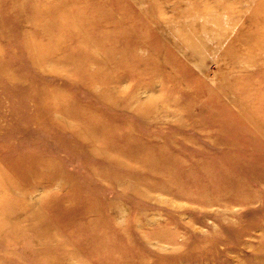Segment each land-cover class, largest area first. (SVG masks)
Masks as SVG:
<instances>
[{"label":"rangeland","instance_id":"rangeland-1","mask_svg":"<svg viewBox=\"0 0 264 264\" xmlns=\"http://www.w3.org/2000/svg\"><path fill=\"white\" fill-rule=\"evenodd\" d=\"M263 261L264 0H0V264Z\"/></svg>","mask_w":264,"mask_h":264},{"label":"bare ground","instance_id":"bare-ground-1","mask_svg":"<svg viewBox=\"0 0 264 264\" xmlns=\"http://www.w3.org/2000/svg\"><path fill=\"white\" fill-rule=\"evenodd\" d=\"M215 23V22H214ZM191 25H195V20L187 22V30L188 31H191L192 28ZM193 27V26H192ZM183 32V31H182ZM110 78V77H109ZM116 78V77H115ZM111 79V78H110ZM116 80V79H115ZM114 80V81H115ZM111 82V80H110ZM113 83V82H112ZM122 98V97H121ZM120 98V99H121ZM115 106V105H114ZM93 128L95 129L96 132H101L104 130V125L102 123H96ZM119 144V143H118ZM129 149V148H128ZM106 153V152H105ZM109 153H112V152H109ZM102 154V153H101ZM107 154V153H106ZM113 154V153H112ZM175 156V155H174ZM130 157V156H129ZM175 158H179L177 156H175ZM121 160V159H120ZM148 164L152 165V168L155 169L157 172H159L163 177H165L166 179L170 180L172 182V187L174 186V188H179L182 189L184 187V185L181 187L180 185V181L177 179V176H176V164L179 163L180 161H177V162H170L167 160V156L165 155H157V156H154V157H149L148 160H146ZM121 163V162H120ZM206 164H201V167H205ZM188 177L190 178L191 177V180H192V185L191 186H194V188H200L201 184H204L206 185V183L208 181H217L219 180V176L218 174H214L213 172H210V173H207L206 172V181L203 180V182H199V179L197 178L196 174H192V175H188ZM221 180H219L220 182ZM198 182V183H197ZM208 183H211V182H208ZM234 188L232 185H229V188ZM184 189V188H183ZM249 199V198H246V200ZM205 201V200H204ZM49 227V226H47ZM51 227V226H50ZM49 227V228H50ZM52 237V236H50ZM51 239V238H50ZM55 243V242H54ZM104 245H105V249L106 251L109 252V249L111 247V244L109 243L108 240H106L104 242ZM264 262V261H263ZM262 264V263H261Z\"/></svg>","mask_w":264,"mask_h":264}]
</instances>
